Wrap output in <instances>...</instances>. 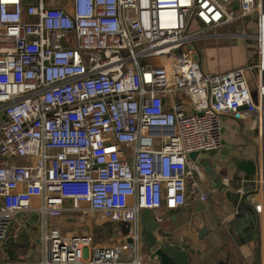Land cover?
I'll return each instance as SVG.
<instances>
[{"label": "built area", "instance_id": "2783aa9c", "mask_svg": "<svg viewBox=\"0 0 264 264\" xmlns=\"http://www.w3.org/2000/svg\"><path fill=\"white\" fill-rule=\"evenodd\" d=\"M239 17L264 36V0H0V248L17 214L87 205L122 235L44 229L38 264H144L143 211L162 229L206 202L191 155L222 147L223 116L264 113V41L257 103L243 69L195 59Z\"/></svg>", "mask_w": 264, "mask_h": 264}, {"label": "crops", "instance_id": "0c3cea01", "mask_svg": "<svg viewBox=\"0 0 264 264\" xmlns=\"http://www.w3.org/2000/svg\"><path fill=\"white\" fill-rule=\"evenodd\" d=\"M235 22H241L240 28H243L245 32L257 27L255 17H239ZM257 35H252L251 38L257 40ZM258 38L263 42V33ZM223 40L226 39L206 40L205 42L213 41L218 45ZM222 45L201 46L199 59L202 69L215 76L231 70L243 69L252 98L254 102H258L259 95L256 89L259 76L258 56L249 53L248 48L251 44L247 42L243 45L237 42L228 43L229 46ZM228 47L232 51L230 56L226 53ZM216 52L221 53L222 57ZM202 53L204 58H202ZM263 57L262 52V64ZM255 113L259 118L258 125L252 122L254 116L246 111L238 116L225 115L222 117V147L214 152L199 154L194 161L201 172V190L209 193L208 200L204 202L198 197L190 198L187 207L166 213L167 220L164 221L162 229L157 232L158 236L165 239L170 238L172 242L183 245L191 255L193 264H264V200H262L261 191L253 198V204L256 206L255 212L248 207L244 211L249 214V221H252L254 230L251 233L246 231L240 234L234 231L232 235L229 228L237 210L225 194L216 191L211 186V176L202 166L204 162L209 164L210 168L222 176L225 184H230L232 181V169L235 167L234 160L236 159L256 162L258 171L261 167L263 168L264 176V113L258 110ZM242 183L243 188H252L251 182L243 181ZM256 187L258 190V182ZM37 203L39 200L34 201V204ZM82 207L83 211L66 212L56 219L48 218L47 225L43 218L32 212L17 214L11 225L10 236L0 248V264H38L43 257V244L41 249V245L38 246L37 242L39 236L42 237L44 229L48 231L57 228L63 234L70 236L83 233L95 235L97 227L104 224L101 230L112 233L117 238L122 235L121 232H116L117 226L110 224L101 214L88 210L87 205ZM246 219L245 217L244 220ZM256 229L262 231L261 236L257 235ZM261 241L263 245L260 244ZM142 258L144 264H151L144 251Z\"/></svg>", "mask_w": 264, "mask_h": 264}, {"label": "water", "instance_id": "95a60500", "mask_svg": "<svg viewBox=\"0 0 264 264\" xmlns=\"http://www.w3.org/2000/svg\"><path fill=\"white\" fill-rule=\"evenodd\" d=\"M195 59L199 60V57L196 56ZM246 110L247 107L245 106L240 108L239 111L244 112ZM251 114L254 116L252 117V122L258 125L259 118L256 116L255 111ZM197 155L198 154L191 155L193 161L196 160ZM202 166L205 168L207 174L211 176V186L214 187L216 191L225 194L227 199L233 203L234 208L237 210L234 220L230 223V233L232 235L234 231L239 234L241 232L245 233L246 231L251 233L254 230L253 223L249 221V214L244 213V211L248 208L253 212L256 210V206L253 204V198L258 195L260 191L259 189L257 190V187L255 188V185H257L256 181H258L259 177L257 163L254 161L234 160L235 167L232 169L233 178L230 184H225L222 176L210 168L209 164L204 162ZM243 181L251 182L250 186H252V188H243ZM261 194L263 195L262 200H264V193ZM245 217L247 218L246 220H244ZM142 220L144 253L151 264H193L191 255L183 245L181 246L172 242L173 240L170 238L165 239L157 235L161 227L153 218L150 210L143 211ZM122 229L124 232H128L129 225L123 224ZM256 233L261 236V230L256 229Z\"/></svg>", "mask_w": 264, "mask_h": 264}, {"label": "rangeland", "instance_id": "374dc122", "mask_svg": "<svg viewBox=\"0 0 264 264\" xmlns=\"http://www.w3.org/2000/svg\"><path fill=\"white\" fill-rule=\"evenodd\" d=\"M241 26V22H235L234 24H232L230 27H228L227 29L223 30V33L224 34H236V36H233L231 37L230 39H226V40H223L221 42H219V44H214L215 42H202L200 44V49H201V46L204 47V46H209V47H217L219 45H224V46H229L228 43H237V42H240V43H243L244 44H247L250 43V47H246L248 48V50L250 49L249 53H252L254 56L257 55L258 56V65L259 66V61H260V40H255L252 37V35H257L258 32H259V28L256 27V28H252V30L250 31H246L243 29V28H240ZM242 33H246L248 34V36L246 37H243V36H240V34ZM251 34V35H250ZM222 45V46H223ZM246 46V45H245ZM231 52L229 47H228V50L226 51L227 55L230 56L231 55ZM220 55V57H222V54L223 51L221 53L219 52H216ZM234 53V52H233ZM216 59H217V56H215ZM202 58H204V54L202 53ZM259 72V70H258ZM83 211V210H81ZM98 221H101V219H98ZM167 220V217H165V222ZM104 226V224H101L97 227L96 231H95V237H94V244L97 245V246H102V245H105V244H110V243H113L115 242L114 240L115 237L112 235V233H108L107 231H104L103 229L101 230V228ZM41 229V228H40ZM40 235V234H39ZM38 246L41 245V249H42V237L39 236V239H38V242H37Z\"/></svg>", "mask_w": 264, "mask_h": 264}, {"label": "trees", "instance_id": "16d2710c", "mask_svg": "<svg viewBox=\"0 0 264 264\" xmlns=\"http://www.w3.org/2000/svg\"><path fill=\"white\" fill-rule=\"evenodd\" d=\"M109 233V232H108Z\"/></svg>", "mask_w": 264, "mask_h": 264}]
</instances>
